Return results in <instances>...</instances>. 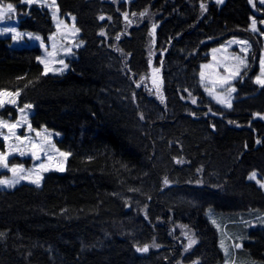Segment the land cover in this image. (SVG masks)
Listing matches in <instances>:
<instances>
[{"label": "trees", "instance_id": "trees-1", "mask_svg": "<svg viewBox=\"0 0 264 264\" xmlns=\"http://www.w3.org/2000/svg\"><path fill=\"white\" fill-rule=\"evenodd\" d=\"M0 3L14 4L20 29L46 43L60 30L81 44L68 73L45 75L39 47L0 37V91H19L33 127L59 132L57 146L71 153L66 171L41 186L0 189V264H224L210 214L230 231L264 216V192L247 180L264 176V110L219 108L198 73L231 37L249 39L257 62L263 40L250 24L257 18L264 33L259 1L55 0L58 21L44 4ZM157 50L164 81L153 91L143 81ZM182 69L184 82L170 76ZM244 82L241 93L252 92ZM181 192L200 201H178ZM243 231L235 260L264 264V229Z\"/></svg>", "mask_w": 264, "mask_h": 264}, {"label": "rangeland", "instance_id": "rangeland-1", "mask_svg": "<svg viewBox=\"0 0 264 264\" xmlns=\"http://www.w3.org/2000/svg\"><path fill=\"white\" fill-rule=\"evenodd\" d=\"M7 4L12 3H0V5L5 7ZM33 4H44L50 7L55 20L58 19L56 3L54 2L53 4V0H33V3L27 5L30 6ZM12 5L16 11L10 14L11 18H6L3 22H0V29L15 28L16 32L24 35L22 38L12 39L14 33L8 32L6 34H0V37L10 38L12 47H39L41 49V55L38 57V61L44 60L48 67L52 69L47 74L64 75L68 73L71 67L70 62L77 58V50L81 46V44L76 42L74 35L72 33L59 32L60 30H58L55 42L46 43L38 33L20 29L21 13L14 4ZM253 20L256 22V31L252 30ZM250 30L259 34L263 40L262 52L257 62L252 58L253 45L249 39L231 37L220 45L211 48L208 52L209 60L200 65L198 77L201 89L206 98L221 109L264 110L263 87L255 83L257 77L264 80V66L261 65V61L264 60V35H261L259 21L255 17L251 18ZM28 34L39 36L41 40L31 39ZM153 35L156 38V29ZM230 41L232 43H229ZM235 41H247L250 47L247 48L246 52H241L240 48L242 45L235 43ZM163 55L164 52L161 54V51L157 50L151 57L149 74H147L143 81V85L149 90L159 91L163 86V66L161 65ZM237 57L244 60V63L241 64L237 60ZM60 60H63L64 64L67 65V68L63 72L56 71V69L63 67L59 63ZM42 65L44 67V64ZM183 69L177 73H172L170 76L179 82H184L182 72L185 69ZM201 72H203V77L201 76ZM244 78L247 80V82H244L245 87H249L252 91L248 94H242L241 88L238 85V82ZM232 88L235 91H231ZM0 93H4L0 94V110L9 106L16 108L15 116L13 113H10L8 116L0 114V135L5 141V150L0 151V153L6 155L8 163V168L0 165V179L12 180L19 176L26 177L15 184L14 187L0 185V189H13L23 183L36 185L32 181L37 179V177H40L39 186H41L46 174L54 171L65 172L70 155L67 157L61 156L60 153L68 152L61 150L56 144V139L61 138L62 135L46 127L41 129L34 128L31 121V117L34 114V107L32 105L30 108H26L25 105L18 107V96L15 95L16 92L2 90ZM13 100H15V103L11 102ZM229 102L232 105L231 108L227 107V103ZM12 167H16L17 169L16 176L10 171ZM60 167H63L64 170L59 171L58 169ZM253 172L256 173V178L250 180L249 176ZM247 180L254 182L264 192V187H261V184H264V176L260 172L256 170L251 171L247 176ZM193 196L189 193L185 194V192H181L177 200L190 202L200 201L196 196ZM214 216V214H210L211 219H213V224L220 233V245L225 254L224 264H248L240 260H235V251L242 248L244 239H249L248 232L244 234L243 229H247V231L264 229V216L240 220L235 224L238 227L231 231ZM186 239L189 245L190 240L194 238L192 235H187Z\"/></svg>", "mask_w": 264, "mask_h": 264}, {"label": "snow or ice", "instance_id": "snow-or-ice-1", "mask_svg": "<svg viewBox=\"0 0 264 264\" xmlns=\"http://www.w3.org/2000/svg\"><path fill=\"white\" fill-rule=\"evenodd\" d=\"M22 3H27V4H31L33 3V0H21ZM55 0H53V4H54ZM224 2V0H216V3L218 4H222ZM259 3L261 4L262 7H264V0H259ZM201 9H205V5L204 4H201L200 5ZM16 10L15 8L13 7L12 4H7L6 7L3 6V5H0V22H3L6 18H11L10 14L11 13H14ZM6 14L7 17H6ZM135 15V14H133ZM141 16L145 15V13H141L140 14ZM73 20H75V17H72ZM100 20H104L105 17L104 16H100L99 17ZM110 19V18H109ZM125 19H127V14L125 13ZM262 23H264V21H262ZM252 30L253 31H256V22L255 20L252 21ZM76 31H79L78 29ZM155 31V25L153 26V32ZM8 32H11V33H14V35L12 36V39H17V38H22V36L24 34L22 33H19V32H16L15 28H7V29H0V34H6ZM103 35V33H101ZM261 35H264V33H262ZM29 38L31 39H35L37 41L41 40V37L39 36H32V34H28ZM117 39H119V37H117ZM229 43H232L231 41ZM235 43L239 44V45H242V47L240 48V51L241 52H246L247 51V48L250 47V45L247 44V41H235ZM43 46V45H42ZM237 60H239V62L241 64L244 63V60L240 59L239 57H237ZM42 64H44V72L43 74H47L49 71H52V69H50L47 65V63H45L44 60H41L40 61ZM59 63L61 65H63L62 68L60 69H56V71H59V72H63L64 69L67 68V65L64 64V61L63 60H60ZM261 65L264 66V60L261 61ZM205 67H207V65H205ZM201 76L203 77V72H201ZM255 83L260 85L261 87H264V80H262L260 77H257L256 80H255ZM137 87H139V85H137ZM231 91H235L234 88L231 89ZM0 94H4V93H0ZM19 91H17L15 93V95H19ZM8 95H11V94H8ZM12 103H15V100L11 101ZM193 103H195V100H193ZM221 103H223V101H221ZM231 103H227V107L231 108ZM26 108H30L31 105H25ZM21 111H23V109H21ZM256 115H260V114H256ZM231 123V121L229 122ZM30 127V126H29ZM37 135H39V133H37ZM257 143H259V141H257ZM33 155H35V153H33ZM61 156H64V157H67L69 155H71V153H60ZM50 158V157H49ZM177 163H180V161H177ZM0 165H2L4 168H8V163H7V157L6 155H4L3 153H0ZM41 167H43V165H41ZM47 170V169H45ZM59 171H63V167H60L58 169ZM10 171L13 172V175L16 176V172H17V169L16 167H12L10 169ZM26 177L24 176H19L15 179H12V180H3V179H0V185H7L8 187H14L15 184L19 183L20 180L22 179H25ZM256 178V173L253 172L251 174V176H249V179H255ZM39 182H40V177H37V179L33 180L32 183L36 184L37 186H39ZM259 182V181H258ZM168 181L167 179H165V184H167ZM261 187H264V184H261ZM195 241L194 240H190L189 242V245L188 247H191L192 244H194ZM237 247H239V245H237ZM149 250L148 246L145 245L143 248H137V251L139 252H147Z\"/></svg>", "mask_w": 264, "mask_h": 264}]
</instances>
